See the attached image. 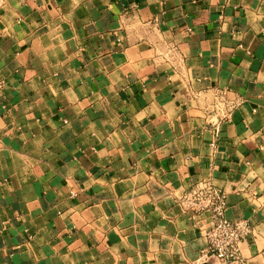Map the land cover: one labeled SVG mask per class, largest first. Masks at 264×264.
<instances>
[{
	"label": "crops",
	"instance_id": "obj_1",
	"mask_svg": "<svg viewBox=\"0 0 264 264\" xmlns=\"http://www.w3.org/2000/svg\"><path fill=\"white\" fill-rule=\"evenodd\" d=\"M207 187L264 264V0H0V264H219Z\"/></svg>",
	"mask_w": 264,
	"mask_h": 264
},
{
	"label": "built area",
	"instance_id": "obj_2",
	"mask_svg": "<svg viewBox=\"0 0 264 264\" xmlns=\"http://www.w3.org/2000/svg\"><path fill=\"white\" fill-rule=\"evenodd\" d=\"M189 196L191 203L207 209L211 214L213 224L204 235L207 257L219 264H242L239 244L251 240L253 229L250 223L227 219L224 195L211 187L195 190Z\"/></svg>",
	"mask_w": 264,
	"mask_h": 264
}]
</instances>
